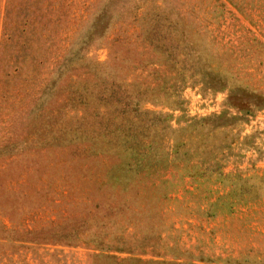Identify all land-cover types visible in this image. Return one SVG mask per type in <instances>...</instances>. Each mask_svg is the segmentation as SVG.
<instances>
[{
	"label": "rangeland",
	"instance_id": "rangeland-1",
	"mask_svg": "<svg viewBox=\"0 0 264 264\" xmlns=\"http://www.w3.org/2000/svg\"><path fill=\"white\" fill-rule=\"evenodd\" d=\"M94 65L70 140L32 109ZM102 81L149 114L118 117L114 95L97 128ZM65 215L76 245L0 241V264H264V0H0V222Z\"/></svg>",
	"mask_w": 264,
	"mask_h": 264
},
{
	"label": "trees",
	"instance_id": "trees-1",
	"mask_svg": "<svg viewBox=\"0 0 264 264\" xmlns=\"http://www.w3.org/2000/svg\"><path fill=\"white\" fill-rule=\"evenodd\" d=\"M117 40H113L111 39L109 42V47H112L113 45H115L117 42ZM127 44H129V42H127ZM169 54H172L173 51H170L169 49H167ZM114 57L111 56L110 60L108 62L105 63V65L100 64L102 67L106 66V68H108L107 70H109L111 72V70H113V64H114ZM68 61L65 62V64H63L62 62H59L58 65L56 66L57 69L58 68H67V66L69 65ZM148 64V62H147ZM100 65H94L93 70L89 68V70L92 72L91 74L89 73V70H85L84 72H79V73H75V78H73L72 76H69V79L71 80V84H69L66 87V92L64 95H61L60 97H57V99L62 100L60 103V106L58 107H54V108H40V109H35L36 107H34L32 109V112L34 111V113H45L48 116V119L51 122V125H59V128H61L62 132L64 133H68V132H72L70 136V140H76L79 139V135L81 134V126H80V122L83 121L84 116H79L78 118H76L77 114H68V111L70 110H75V109H70L72 106L70 105V103H73L72 101H74L77 105L81 106V109L86 112V107L88 106V102L85 100L84 97V92L89 89V90H93L97 87L98 85V80H96L98 77V70L99 67H101ZM141 65H145L141 62ZM96 68V69H95ZM64 69V70H65ZM54 72H56V69L52 70V73L54 74ZM81 73H83L85 76H83V78H81ZM207 78L209 80L208 85L210 86V88L215 89V85L216 83H219V81H221L220 77H218L216 74L208 72ZM91 79V81L89 80ZM81 80L83 81L84 84L81 85ZM87 80H89L87 82ZM98 81V82H97ZM74 82L75 85L72 83ZM87 83V84H86ZM102 85V90L100 92H98L97 96H98V101L96 103V108L91 107L89 109V111L87 112V116L90 117H94L98 119L97 122V128L101 127V125H105L107 126L108 122L110 121V124L112 126L118 124L117 120L115 118H111L109 117V113L110 110H112L113 108L109 107V104L106 103V101H111L113 100V96L115 95V99L114 101H118L117 103L119 104L118 108H116L117 111V115L118 117H123L125 115H133L134 117H138L140 116V114H149L148 110H143L141 107V99H133L132 101H130L129 99H123L122 97H117L116 94H114V90L111 87H107L104 85V82H101ZM86 84V86H85ZM54 85V82L49 84L48 87H45L43 90H41L40 94H39V98H44V96L48 93V90H50L52 88V86ZM221 85V82H220ZM223 85V84H222ZM77 92H82L81 95L77 94ZM87 92V91H86ZM86 96V95H85ZM75 105V104H74ZM241 107V110H243L244 112L246 108H244L243 106H239ZM84 114V113H83ZM154 115V114H153ZM223 115H214L212 117H207V118H201L199 120H194L193 121V126L195 124H197L198 122H203V121H207V120H217L218 118L222 117ZM65 118V121H64ZM108 118V119H107ZM92 119V118H91ZM59 122V124H58ZM61 123V124H60ZM73 127H75V129L73 130ZM121 131V130H120ZM41 132V129L39 130V133ZM123 136V132L121 133ZM128 136H123V138H127ZM140 164L139 163H135L134 160L133 162H129L126 163L127 166V171H134L136 168L138 167ZM113 174V173H112ZM114 177V174H113ZM115 203H120V202H115ZM114 203V204H115ZM215 205V202L213 201H208L205 206H203V209L205 211V215L206 217H213L214 213L211 211V207ZM113 208H118L117 204L114 205ZM233 209V208H232ZM116 211V209H115ZM74 216H63V217H57L60 218L58 220H61L59 222H54V221H50V223L42 225L41 227L37 228V229H26V228H22L19 231H21V236H16L15 234L13 235L12 233H14V231H18L16 230L13 226L11 227H6L5 224L0 222V241L1 242H6V243H12V244H16V243H25V244H31V245H39V244H59V243H63L66 246H70V245H76L77 242H72L71 240L68 241L67 239V235L66 233H64V231H66V224L71 221L73 219ZM7 219L9 220V222L12 223L11 218L7 217ZM74 229V231H80L83 232V228H72ZM102 250H107V247L102 246L101 248Z\"/></svg>",
	"mask_w": 264,
	"mask_h": 264
}]
</instances>
